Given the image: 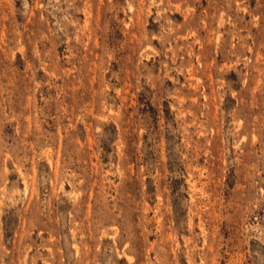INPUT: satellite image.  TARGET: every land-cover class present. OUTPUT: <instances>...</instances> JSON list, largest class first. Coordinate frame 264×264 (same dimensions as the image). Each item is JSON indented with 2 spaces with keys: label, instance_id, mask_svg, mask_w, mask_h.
Returning a JSON list of instances; mask_svg holds the SVG:
<instances>
[{
  "label": "rangeland",
  "instance_id": "obj_1",
  "mask_svg": "<svg viewBox=\"0 0 264 264\" xmlns=\"http://www.w3.org/2000/svg\"><path fill=\"white\" fill-rule=\"evenodd\" d=\"M0 264H264V0H0Z\"/></svg>",
  "mask_w": 264,
  "mask_h": 264
}]
</instances>
